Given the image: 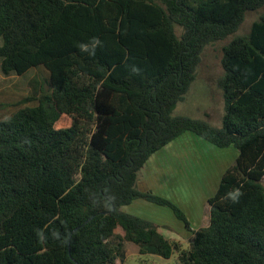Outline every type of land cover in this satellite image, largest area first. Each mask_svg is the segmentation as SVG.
Listing matches in <instances>:
<instances>
[{"label":"trees","instance_id":"16d2710c","mask_svg":"<svg viewBox=\"0 0 264 264\" xmlns=\"http://www.w3.org/2000/svg\"><path fill=\"white\" fill-rule=\"evenodd\" d=\"M229 37L222 125L174 115L205 48ZM93 38L95 54L81 51ZM35 69L47 88L0 118V264H122L127 244L179 264H264V0H0L2 74ZM186 133L238 156L207 200L209 225L180 249L123 208L168 206L190 229L138 188L148 160Z\"/></svg>","mask_w":264,"mask_h":264},{"label":"rangeland","instance_id":"374dc122","mask_svg":"<svg viewBox=\"0 0 264 264\" xmlns=\"http://www.w3.org/2000/svg\"><path fill=\"white\" fill-rule=\"evenodd\" d=\"M261 13H263V10L260 12L248 13L237 35L248 34L252 24L259 19ZM231 39L232 37H229L224 41L217 42L205 48L201 63L197 69V78L191 85L186 99L174 108V115L206 120L214 126L222 125L224 101L222 93L217 86V80L223 75V48ZM45 79H47V76L41 69L32 70L23 78L16 75L4 76L0 70V118L11 114L15 110V106L19 104L18 102L35 95L37 91L41 89L45 90L47 88L44 81ZM30 105L32 104L30 103ZM187 134L197 137L192 133ZM197 138L211 147V149H203L201 151L202 158L196 160V162L200 164L199 168L202 172V175L197 177L196 184L203 185V187L206 188L205 193H200L201 190L199 188L198 190L189 189L187 193L172 187H166L164 191L162 190L163 192L174 191L177 198L171 195V199L168 198L167 200H172L173 202H171L173 204H180V206L186 208L187 211L191 210L190 213L188 212L191 218L190 220L188 219L190 229L182 220L176 217L173 210L168 206L152 204V208L146 209V214L150 215V213H152V217L160 218L163 221L161 226H164V229H161L166 234H168L169 231L176 233L181 231L183 234L185 233L186 237L182 243L178 242L179 245L181 244L180 249L189 248L192 240L190 237L193 236L194 231L207 227V219L210 218V213L208 212L206 196L210 198L216 194L220 183L219 180H221V174L235 163L238 156V152L234 147L220 149L210 145V143L205 142V140L199 137ZM197 148L200 151V147ZM198 179L202 180L197 183ZM187 196L188 199H186ZM186 200L192 203H188ZM181 202H183V204H181ZM194 208H196L197 213L195 211L193 214ZM201 212L200 220H195V216L197 214L200 215ZM185 214L188 215L187 212H185ZM125 257L122 264H179L177 252L174 253L170 259H164L156 255H141L139 248L134 244L126 245ZM117 264H121L119 260Z\"/></svg>","mask_w":264,"mask_h":264},{"label":"crops","instance_id":"0c3cea01","mask_svg":"<svg viewBox=\"0 0 264 264\" xmlns=\"http://www.w3.org/2000/svg\"><path fill=\"white\" fill-rule=\"evenodd\" d=\"M197 147H200V151L198 150ZM203 149H211V147L207 145L206 143H203V141L199 140L197 137H194L193 135L186 133L180 136L174 142L168 144L162 150L155 153L148 160V162L144 165L140 173V177L138 181L139 190L143 192H152L166 199L168 198L171 199V195L175 196L174 191L163 192L166 187L180 189L181 191L186 192V193L189 189L198 190L199 188L201 190L200 193H205L206 188H204L203 185L196 184L197 177L202 175V172L200 171V168H199L200 164L197 163L196 160L202 158L201 151ZM223 173L221 174L220 179ZM201 180L202 179H198L197 183H199ZM206 198L207 200L209 199L208 196H206ZM186 199H188V196L186 197ZM186 201L188 203H192L189 200H186ZM152 204L153 203L148 202L146 200L138 199L134 201L132 204L125 206L123 208V211L129 214H132L134 216H138L143 219H146L150 222H153L159 227V232L163 234L167 239L182 243V241L186 237L185 233L183 234L181 231L179 233L169 231V233L166 234L161 229V228L164 229V226H161V223L163 221L160 218L152 217L151 216L152 213H150V215L146 214V209L152 208L151 207ZM181 204H183V202H181ZM176 205L183 212L184 211L187 212L188 215L186 214L185 215L187 219L190 220L191 218L189 217V213L191 212V210L187 211L186 208H183L182 206H180V204L179 205L176 204ZM195 211H196V208H194L193 214ZM208 212L210 213L209 208H208ZM201 214L202 212L200 213V215L197 214L195 216V220L199 221ZM207 220H208L207 223L209 225L210 218ZM191 238L192 236L190 237V239Z\"/></svg>","mask_w":264,"mask_h":264},{"label":"clouds","instance_id":"9594fccd","mask_svg":"<svg viewBox=\"0 0 264 264\" xmlns=\"http://www.w3.org/2000/svg\"><path fill=\"white\" fill-rule=\"evenodd\" d=\"M100 44V41L97 38H93L92 44H91V50L89 49L88 45L81 44L80 48L81 51H86L89 52L90 55L95 54V48ZM229 197L233 200L236 201L242 193L239 191V189H234L232 192H230Z\"/></svg>","mask_w":264,"mask_h":264}]
</instances>
